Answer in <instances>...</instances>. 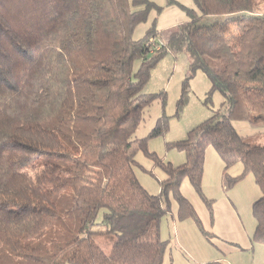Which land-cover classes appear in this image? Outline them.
I'll return each mask as SVG.
<instances>
[{"label": "trees", "instance_id": "trees-1", "mask_svg": "<svg viewBox=\"0 0 264 264\" xmlns=\"http://www.w3.org/2000/svg\"><path fill=\"white\" fill-rule=\"evenodd\" d=\"M193 2L167 0L190 19L164 34L157 28L163 6L152 0H0V264H163L168 241L159 223L171 212L169 195L178 218L213 239L181 191L188 178L213 218L201 186L209 146L224 162L226 188L254 177L262 194L252 206V241L264 245V144L234 126L264 122V12L256 0ZM216 15L227 17L202 23ZM232 26L238 35L230 40ZM169 52L191 58L176 116L198 70L210 80L207 100L214 90L224 96L184 139L167 142L184 153L179 165L148 149L170 116L167 91L144 88ZM155 101L161 116L145 137H134ZM139 151L166 173L157 194L136 175L135 166L148 172ZM238 163L243 170L232 176ZM102 234L108 253L96 241Z\"/></svg>", "mask_w": 264, "mask_h": 264}, {"label": "rangeland", "instance_id": "rangeland-1", "mask_svg": "<svg viewBox=\"0 0 264 264\" xmlns=\"http://www.w3.org/2000/svg\"><path fill=\"white\" fill-rule=\"evenodd\" d=\"M163 6L158 15L157 28L164 34L179 23L190 19L184 9L176 4L167 5V0H152ZM186 6H193V0H178ZM257 9L264 12V0H256ZM157 13L153 10L147 22L137 26L134 37L140 38L151 24ZM227 16H205L202 23H211L215 20L225 19ZM238 35L236 27L232 26L227 37L233 40ZM190 55L180 52L176 56L169 52L152 70L150 80L144 88L145 93H154L160 90L167 91L165 113L170 116L169 129L163 135L153 137L148 141V149L156 152L165 162L174 165L178 163L184 153L178 150H168L167 142L184 139L190 129L212 115V110L221 106L224 96L214 90L208 99L210 81L205 73L198 70L187 82L188 99L176 116L177 101L182 94V85L187 76ZM207 102V103H206ZM163 112L160 101L147 107L144 111V120L134 137H145L154 127L158 117ZM263 125L264 122H260ZM262 138H249L248 141L264 144ZM137 161L148 170L144 171L135 166L134 170L140 183L152 194L161 190L160 182L166 178V173L147 158L141 151L136 155ZM224 162L217 151L209 146L205 153V166L202 177V190L213 206V218L203 197L195 190L191 181L185 178L181 183V191L194 205L202 223L208 231L213 233V239H208L200 231L191 218L180 220L178 218V203L169 195L171 212L165 214L159 223L160 236L168 241L163 264H200L201 262H215V264H264V245L253 242L248 245L255 230L256 221L252 213L253 202L256 199L258 188L252 178L247 175L230 188L223 184ZM235 164L233 167H239ZM232 168V167H231ZM236 169V168H234ZM233 169V170H234ZM150 171V172H149ZM220 171V172H219ZM231 173V172H230ZM236 176V175H232ZM101 212L97 221L101 219ZM94 229H103L96 226ZM107 234L96 237L102 249L108 253L110 246L104 241ZM201 263V264H203Z\"/></svg>", "mask_w": 264, "mask_h": 264}, {"label": "crops", "instance_id": "crops-1", "mask_svg": "<svg viewBox=\"0 0 264 264\" xmlns=\"http://www.w3.org/2000/svg\"><path fill=\"white\" fill-rule=\"evenodd\" d=\"M178 1V0H177ZM180 2V1H179ZM168 6H170V5H168ZM186 6V5H185ZM187 7H190V8H195V4H194V2H193V6L191 5V6H187ZM154 18V17H153ZM175 56V55H174ZM210 81V80H209ZM223 102V101H222ZM221 102V103H222ZM234 126H235V128H236V130L239 132V134L240 135H242L245 139H249V138H253V137H257V138H262V136L261 135H263L264 134V124L263 125H259V124H255V125H253V124H251L250 122H246V121H234ZM261 143H264V142H261ZM184 160H185V157L183 158L182 157V159L178 162V163H183L184 162ZM172 162V161H171ZM239 164V163H238ZM224 165V164H223ZM234 168H236V169H234ZM234 169V170H233ZM243 170V167H242V165H239V167H233L232 166V168H230L229 169V173L231 174V175H238V174H240L241 173V171ZM221 172H223L222 170H220ZM219 171V172H220ZM250 179H253L254 180V177L252 176V178H250ZM255 182V181H254ZM256 184V183H255ZM256 186H257V188H258V190L259 191H257V195H256V199L255 200H257L260 196H261V190H260V188H259V186L256 184ZM254 203V202H253ZM255 227H256V225H255ZM255 231V230H254ZM254 233V232H253ZM252 244H254L253 243V241H252V236H251V238H250V240H248V245H251V243ZM211 262H213V261H211ZM201 263H203V262H201ZM200 263V264H201Z\"/></svg>", "mask_w": 264, "mask_h": 264}]
</instances>
